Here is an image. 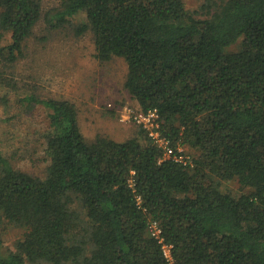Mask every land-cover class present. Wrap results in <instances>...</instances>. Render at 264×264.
<instances>
[{"label":"trees","instance_id":"obj_1","mask_svg":"<svg viewBox=\"0 0 264 264\" xmlns=\"http://www.w3.org/2000/svg\"><path fill=\"white\" fill-rule=\"evenodd\" d=\"M201 7L206 17L183 0H61L48 14L56 28L84 13L75 33L92 32L98 60L123 58L139 109L156 108L162 135L196 154L191 167L163 158L140 127L88 142L69 100L19 97L47 109L48 165L38 177L0 151V230L24 229L15 250L0 237V264H167L151 221L174 264H264V0ZM40 16L39 0H0L2 61L24 55ZM231 179L250 191H223Z\"/></svg>","mask_w":264,"mask_h":264},{"label":"rangeland","instance_id":"obj_2","mask_svg":"<svg viewBox=\"0 0 264 264\" xmlns=\"http://www.w3.org/2000/svg\"><path fill=\"white\" fill-rule=\"evenodd\" d=\"M39 1L41 16L24 41V55L12 63L0 59V75L10 80V84L0 85V151L16 168L44 177L48 160L42 134L48 125L47 109L41 104L20 102L19 97L34 94L38 98L69 100L88 142L97 135L117 141L139 135V126L121 121L119 112L126 105L135 109L139 106L123 86L127 72L124 59L113 56L107 61L98 60L92 32L75 33L74 27L85 20L84 13L51 28L48 14L61 7V0ZM183 1L197 17L207 16L201 7L206 0ZM239 42L225 51L237 50ZM183 147L195 156L193 149ZM221 189L234 195L250 191L235 179L223 181ZM23 232L22 227L4 222L0 230L3 249L15 250Z\"/></svg>","mask_w":264,"mask_h":264},{"label":"built area","instance_id":"obj_3","mask_svg":"<svg viewBox=\"0 0 264 264\" xmlns=\"http://www.w3.org/2000/svg\"><path fill=\"white\" fill-rule=\"evenodd\" d=\"M119 112L121 121L133 122L147 134L149 139L162 150L163 158H169L183 166H193V156L185 151V148L181 144L177 143L173 145L166 136L162 135L160 131L161 118L156 108L141 111L140 109L131 108L126 105ZM148 230L160 243L161 252L167 264H174L171 244L164 241L158 223L151 221L148 225Z\"/></svg>","mask_w":264,"mask_h":264}]
</instances>
